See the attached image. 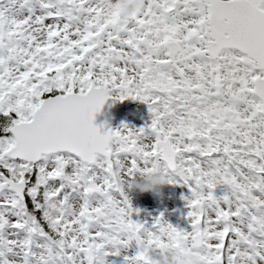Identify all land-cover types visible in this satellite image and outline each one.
Listing matches in <instances>:
<instances>
[{"label":"snow or ice","instance_id":"obj_1","mask_svg":"<svg viewBox=\"0 0 264 264\" xmlns=\"http://www.w3.org/2000/svg\"><path fill=\"white\" fill-rule=\"evenodd\" d=\"M116 2L23 0L39 35L7 41L0 16V264H154L164 242L264 264V0H129L109 23ZM129 97L145 127L96 124ZM158 172L191 230L134 206L126 179Z\"/></svg>","mask_w":264,"mask_h":264},{"label":"flooded vegetation","instance_id":"obj_2","mask_svg":"<svg viewBox=\"0 0 264 264\" xmlns=\"http://www.w3.org/2000/svg\"><path fill=\"white\" fill-rule=\"evenodd\" d=\"M22 5L23 0H0V9H2L0 16H2L4 38L6 41L10 38L14 39V34L23 29L25 24H28V28L32 29L31 23H29L28 7H22ZM101 12H103V10H101ZM99 14L100 13H98V15ZM103 14L108 15L107 12H103ZM136 15L137 11L132 7L129 0H117V2L111 6V19L109 23L130 21L135 19ZM9 24H13L11 30L7 28ZM103 27L102 25L101 28L103 29ZM29 35H32V32H30ZM116 95L117 93L114 92L113 96ZM108 104L107 112L108 114L111 113L109 124L113 129L119 128L123 123H127L129 127H145L151 120L149 105L139 99L129 97L121 101L119 99L110 98ZM233 171H235V168H233ZM243 171L246 174L248 173L246 168H244ZM166 175L167 174L163 172L137 175L134 179L128 180V188H134L137 183H142L146 177L156 176L163 178ZM171 184L170 178L167 186H165L160 193L140 192L139 190L127 191L132 196L134 206L142 210V217L151 219V216H157L163 212L167 219L173 224L191 230L187 219L184 218V214H186L188 209L186 207V202L182 199V196L188 193V189L180 185ZM149 213L151 216H149ZM173 248V259H179V257L184 254L199 253L196 251H179L175 246H173ZM200 254L202 255V260H204V254Z\"/></svg>","mask_w":264,"mask_h":264},{"label":"clouds","instance_id":"obj_3","mask_svg":"<svg viewBox=\"0 0 264 264\" xmlns=\"http://www.w3.org/2000/svg\"><path fill=\"white\" fill-rule=\"evenodd\" d=\"M170 177L164 176L146 177L142 183H137L134 188H128V180L125 181V187L128 191L139 190L140 192L160 193L167 186ZM174 248L168 242H164L156 249V255L153 257L154 264H203L200 253L184 254L179 259H173Z\"/></svg>","mask_w":264,"mask_h":264},{"label":"water","instance_id":"obj_4","mask_svg":"<svg viewBox=\"0 0 264 264\" xmlns=\"http://www.w3.org/2000/svg\"><path fill=\"white\" fill-rule=\"evenodd\" d=\"M109 100L105 103L102 111L96 115L95 122H96L97 125L106 124L108 127H110L109 117L111 116V113L108 114V112H107V109H108V106H109V104H108Z\"/></svg>","mask_w":264,"mask_h":264},{"label":"rangeland","instance_id":"obj_5","mask_svg":"<svg viewBox=\"0 0 264 264\" xmlns=\"http://www.w3.org/2000/svg\"><path fill=\"white\" fill-rule=\"evenodd\" d=\"M31 26H32V32H35L36 35H39L38 34L39 32L37 31V26L34 23H31ZM135 251H136V249H135V247H133L132 249L128 250V254L133 255V254H135ZM37 252H39V250H37ZM106 259L109 262H112V259H110V258H106ZM115 259H117V262H120V264H124V254L123 253L119 256L116 255ZM18 264H19V262H18Z\"/></svg>","mask_w":264,"mask_h":264},{"label":"trees","instance_id":"obj_6","mask_svg":"<svg viewBox=\"0 0 264 264\" xmlns=\"http://www.w3.org/2000/svg\"><path fill=\"white\" fill-rule=\"evenodd\" d=\"M116 255H109L108 257L106 258H110L112 259V262H115V264H120V262H117V259H115Z\"/></svg>","mask_w":264,"mask_h":264}]
</instances>
